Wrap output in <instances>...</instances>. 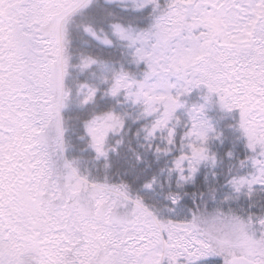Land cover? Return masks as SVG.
I'll use <instances>...</instances> for the list:
<instances>
[{
  "label": "snow or ice",
  "instance_id": "6c2138e0",
  "mask_svg": "<svg viewBox=\"0 0 264 264\" xmlns=\"http://www.w3.org/2000/svg\"><path fill=\"white\" fill-rule=\"evenodd\" d=\"M0 264H264V0H0Z\"/></svg>",
  "mask_w": 264,
  "mask_h": 264
}]
</instances>
